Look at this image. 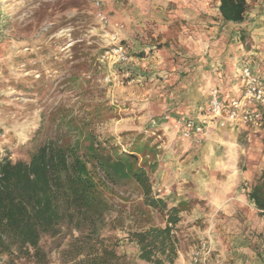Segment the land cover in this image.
Segmentation results:
<instances>
[{"label": "rangeland", "instance_id": "374dc122", "mask_svg": "<svg viewBox=\"0 0 264 264\" xmlns=\"http://www.w3.org/2000/svg\"><path fill=\"white\" fill-rule=\"evenodd\" d=\"M97 1L112 22L123 24L121 39L134 0H0V160H27L41 144L55 142L77 148L84 158L95 148L109 162L131 159L152 174L163 139L153 129L130 132L124 123L137 106L128 98L137 88L129 85L135 76L126 75V67L143 50H128V60L111 68L99 63L108 44L105 31L112 28L95 18ZM240 142L244 152L236 169L254 171L256 164L259 175L264 128L257 140L242 133ZM128 154L132 157L125 159ZM246 156L253 164L246 165ZM88 168L100 179L102 215L92 222L75 219L55 235L42 236L41 261L14 251L0 253V264H86V255L103 247L125 258L117 264H148L137 258L128 234L163 225L164 212L143 202L133 178L104 176L92 157Z\"/></svg>", "mask_w": 264, "mask_h": 264}, {"label": "crops", "instance_id": "0c3cea01", "mask_svg": "<svg viewBox=\"0 0 264 264\" xmlns=\"http://www.w3.org/2000/svg\"><path fill=\"white\" fill-rule=\"evenodd\" d=\"M134 2L121 41L127 53L143 50V56L126 67L137 88L128 98L137 106L124 123L130 132L153 129L163 139L149 178L155 196L179 209L173 264H187L202 241L211 246L209 264H264V219L247 195L264 170L255 175V163L254 171L236 169L244 152L240 135L257 140L263 128L220 126L222 118L206 110L213 88L223 100L241 94L244 64L264 85V0H246L239 23L222 19L218 0ZM178 117L203 124L200 143L175 132ZM245 163L253 164L248 156Z\"/></svg>", "mask_w": 264, "mask_h": 264}, {"label": "trees", "instance_id": "16d2710c", "mask_svg": "<svg viewBox=\"0 0 264 264\" xmlns=\"http://www.w3.org/2000/svg\"><path fill=\"white\" fill-rule=\"evenodd\" d=\"M218 10L226 22L243 21L246 0H218ZM264 128V111L262 112ZM90 156L104 176L126 175L141 187L143 202L164 212L161 226L129 232L128 240L137 246V258L148 264H173L178 254L176 225L179 209L152 194V182L131 154L126 162H109L92 148ZM91 157L84 158L73 146L45 142L27 160H0V253L17 252L22 257L41 261L42 236L55 235L64 223L75 219L92 222L102 215V198L95 172L88 168ZM94 165V163L92 164ZM264 219V171L247 193ZM125 259L113 249L101 248L86 255V264H117Z\"/></svg>", "mask_w": 264, "mask_h": 264}, {"label": "built area", "instance_id": "2783aa9c", "mask_svg": "<svg viewBox=\"0 0 264 264\" xmlns=\"http://www.w3.org/2000/svg\"><path fill=\"white\" fill-rule=\"evenodd\" d=\"M95 18L102 26H111L112 31H105L108 44L101 51L98 57L100 64H106L110 68L116 64L126 62L129 55L123 46L120 33L123 24L113 21L107 13L99 7L100 3L95 2ZM112 74V73H111ZM242 81V92L239 96H233L223 100L216 88L209 91L206 103V110L216 118H222L220 126L245 125L262 127V112L264 111V85L259 76L252 72L250 66L244 64L239 70ZM107 81H111L108 76ZM165 118H168L165 116ZM175 132L183 139H191L198 144L205 135V128L201 122L192 118L178 117L173 122ZM211 246L208 241H202L198 247L193 248L188 257L187 264H209Z\"/></svg>", "mask_w": 264, "mask_h": 264}]
</instances>
